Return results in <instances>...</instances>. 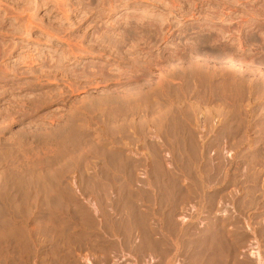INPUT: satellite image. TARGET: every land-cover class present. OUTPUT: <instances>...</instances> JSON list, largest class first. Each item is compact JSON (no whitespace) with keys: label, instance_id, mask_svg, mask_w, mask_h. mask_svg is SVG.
<instances>
[{"label":"rangeland","instance_id":"374dc122","mask_svg":"<svg viewBox=\"0 0 264 264\" xmlns=\"http://www.w3.org/2000/svg\"><path fill=\"white\" fill-rule=\"evenodd\" d=\"M264 0H0V264H259Z\"/></svg>","mask_w":264,"mask_h":264},{"label":"bare ground","instance_id":"6f19581e","mask_svg":"<svg viewBox=\"0 0 264 264\" xmlns=\"http://www.w3.org/2000/svg\"><path fill=\"white\" fill-rule=\"evenodd\" d=\"M253 254L257 257L259 264H264V258L261 256L260 252L255 251Z\"/></svg>","mask_w":264,"mask_h":264}]
</instances>
